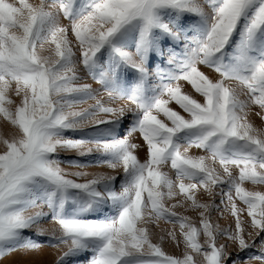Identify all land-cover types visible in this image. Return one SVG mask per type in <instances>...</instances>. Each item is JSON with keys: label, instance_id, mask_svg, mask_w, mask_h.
<instances>
[{"label": "snow or ice", "instance_id": "obj_1", "mask_svg": "<svg viewBox=\"0 0 264 264\" xmlns=\"http://www.w3.org/2000/svg\"><path fill=\"white\" fill-rule=\"evenodd\" d=\"M0 118L20 134L0 135V258L63 247L55 264H264V191L245 187L264 185V0H0ZM62 164L123 174L81 183L89 174ZM200 189L219 203L198 201ZM177 195L199 227L173 211L183 203L166 206ZM221 205L234 229L212 222ZM160 221L179 225L182 257L153 241L147 225Z\"/></svg>", "mask_w": 264, "mask_h": 264}, {"label": "rangeland", "instance_id": "obj_2", "mask_svg": "<svg viewBox=\"0 0 264 264\" xmlns=\"http://www.w3.org/2000/svg\"><path fill=\"white\" fill-rule=\"evenodd\" d=\"M9 2L16 3L17 0H9ZM29 2H35V0H29ZM51 2V0H49ZM64 23H67L66 21ZM46 54V53H45ZM82 67V66H81ZM206 74L212 75L215 78V74L211 73L210 70L204 69ZM83 75V73H80ZM82 82H88L93 85L94 88H99V85H96L94 81L91 80L90 77H85V80ZM182 88L186 93L192 94L193 97L201 102H203L202 98L199 97L198 94H195L193 90L191 89L190 85H187L186 82H181ZM14 87V86H13ZM239 91V89H238ZM10 97L15 100L17 103H19V98L14 95V92L9 93ZM242 99H247L246 96L241 95ZM105 101L107 100V97H104ZM94 103L93 101H89L88 103L79 105L76 109L74 110H82L89 108L90 105ZM170 108L173 110L180 112L182 115L187 116V114L183 113V111L176 105L174 102L170 103L169 105ZM254 111H259L258 108H255ZM159 119H164L162 115H158ZM250 119L252 122L257 126H261V120L253 115L250 114ZM0 135L5 136V138H11L13 135L17 139L20 138V134L12 128L11 125L7 123V121H4L2 118H0ZM66 137L70 138H79V133H72V132H67L65 133ZM133 142L143 144L142 140L139 138L138 134L133 138ZM4 151L3 145H0V153ZM99 153H93V156H98ZM189 155L190 156H200V155H205L201 150L199 149H189ZM59 158L64 159L69 156L71 157H78V154L76 152H65L63 150L59 151L58 153ZM138 158L143 162L147 157H146V146L142 148V150L139 151ZM81 159H87V158H81ZM61 167L69 173H74V172H87L89 175L85 177L84 179L78 180V182H85L86 179H90L93 174L97 172H102L111 174V175H116L118 178L122 176L123 170L122 169H117V170H112L105 167H89V168H76V167H69L67 164H62ZM216 167L219 169V166L216 165ZM107 168V169H106ZM104 169V170H103ZM110 171V172H109ZM164 171H167L170 176L174 178V172L171 170L170 166L166 167ZM75 179V177H70ZM119 187V182H117V189ZM245 187L250 190V191H264V185H251V184H245ZM178 191V190H177ZM213 199L215 200L216 203H219L220 197L216 196L215 198L209 197L206 192H204L203 189H200L197 193V200L200 201L201 203H209L213 202ZM183 203V207H176L173 209V211H176L179 215L182 216H187L190 218L191 222L199 227V222H200V215L198 210H193L190 206L189 203H184V197L177 195L174 199L171 200H166L165 204L168 207H172L174 204H181ZM238 207L244 208V212L242 214V219L245 221V238L246 240L249 239L247 236V232L252 231V229L249 227L250 224V218L247 217V211L246 207L242 205L240 202L237 201ZM33 210V211H37ZM44 211H47V209H44ZM223 212V215L221 214ZM102 215V214H101ZM90 218H96L95 216L90 217ZM211 219L212 222L216 225L219 226L220 229H226V228H233L234 229V218L230 215V209L225 210L224 206L221 205V211H213L211 214ZM150 229V231L153 233V241L155 243H161V246L163 250L173 256L177 257H182L184 253V245H183V237L180 234L179 230V225H173L170 223H166L164 221H160L157 225L154 224H149L147 225ZM44 227L46 228H53L58 226H54L48 223L44 224ZM175 233L176 235V241H179V245H177L176 241H173L172 238L168 235V233ZM27 235L33 236V239L40 240V241H46L48 239V235L40 236L37 237L34 235V232H28L26 233ZM163 236L164 240L161 242L160 237ZM256 243L259 244L260 240H264V233H261L258 237H255ZM204 237L201 235L200 237V242L203 244ZM219 244H231L230 241H228L226 238L221 237L218 240ZM238 247V245L231 244V247L229 248V251H234L235 248ZM64 250L63 247L60 248H50V247H45L40 250H34V251H25V250H18L16 252L10 253L6 257L0 258V264H55V261L59 258V256L62 254V251ZM254 255H260V252L258 248H252L250 250H247L245 252L241 253V258L244 260H247L249 256H254ZM87 256L82 257V259H87ZM195 259L199 262V264H203L202 257H195ZM252 264H259V261H253Z\"/></svg>", "mask_w": 264, "mask_h": 264}, {"label": "bare ground", "instance_id": "obj_3", "mask_svg": "<svg viewBox=\"0 0 264 264\" xmlns=\"http://www.w3.org/2000/svg\"><path fill=\"white\" fill-rule=\"evenodd\" d=\"M107 169V168H106ZM104 170V169H103ZM103 172V171H102ZM110 172V171H109Z\"/></svg>", "mask_w": 264, "mask_h": 264}]
</instances>
